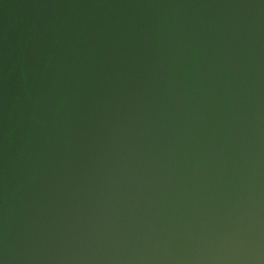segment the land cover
Wrapping results in <instances>:
<instances>
[{
    "label": "water",
    "instance_id": "95a60500",
    "mask_svg": "<svg viewBox=\"0 0 264 264\" xmlns=\"http://www.w3.org/2000/svg\"><path fill=\"white\" fill-rule=\"evenodd\" d=\"M0 264H264V0H0Z\"/></svg>",
    "mask_w": 264,
    "mask_h": 264
}]
</instances>
